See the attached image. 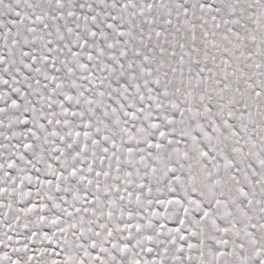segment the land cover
<instances>
[{
	"label": "snow or ice",
	"instance_id": "1",
	"mask_svg": "<svg viewBox=\"0 0 264 264\" xmlns=\"http://www.w3.org/2000/svg\"><path fill=\"white\" fill-rule=\"evenodd\" d=\"M0 264H264V0H0Z\"/></svg>",
	"mask_w": 264,
	"mask_h": 264
}]
</instances>
